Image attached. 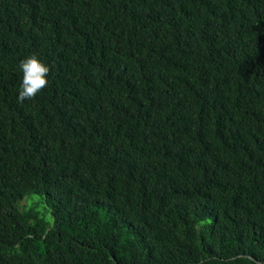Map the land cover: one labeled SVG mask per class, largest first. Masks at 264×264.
I'll use <instances>...</instances> for the list:
<instances>
[{
	"label": "trees",
	"instance_id": "trees-1",
	"mask_svg": "<svg viewBox=\"0 0 264 264\" xmlns=\"http://www.w3.org/2000/svg\"><path fill=\"white\" fill-rule=\"evenodd\" d=\"M0 264H264V0H0Z\"/></svg>",
	"mask_w": 264,
	"mask_h": 264
},
{
	"label": "clouds",
	"instance_id": "clouds-1",
	"mask_svg": "<svg viewBox=\"0 0 264 264\" xmlns=\"http://www.w3.org/2000/svg\"><path fill=\"white\" fill-rule=\"evenodd\" d=\"M18 71L17 99L24 100L34 98L46 86L50 68L40 56L30 53L19 60Z\"/></svg>",
	"mask_w": 264,
	"mask_h": 264
}]
</instances>
